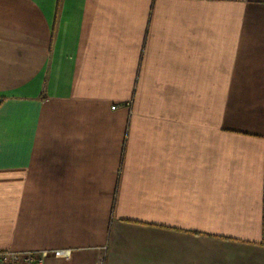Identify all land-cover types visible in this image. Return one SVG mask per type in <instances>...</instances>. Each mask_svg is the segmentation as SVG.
<instances>
[{"label":"crops","instance_id":"obj_1","mask_svg":"<svg viewBox=\"0 0 264 264\" xmlns=\"http://www.w3.org/2000/svg\"><path fill=\"white\" fill-rule=\"evenodd\" d=\"M0 250L264 264V0H0Z\"/></svg>","mask_w":264,"mask_h":264},{"label":"built area","instance_id":"obj_2","mask_svg":"<svg viewBox=\"0 0 264 264\" xmlns=\"http://www.w3.org/2000/svg\"><path fill=\"white\" fill-rule=\"evenodd\" d=\"M112 109L115 105L111 106ZM44 252L0 250V264H42Z\"/></svg>","mask_w":264,"mask_h":264}]
</instances>
